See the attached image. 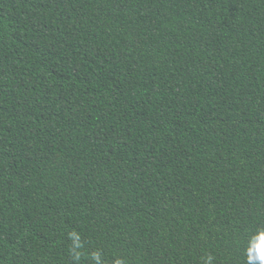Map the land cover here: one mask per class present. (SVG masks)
<instances>
[{
    "label": "trees",
    "instance_id": "1",
    "mask_svg": "<svg viewBox=\"0 0 264 264\" xmlns=\"http://www.w3.org/2000/svg\"><path fill=\"white\" fill-rule=\"evenodd\" d=\"M261 231L264 0H0V264H264Z\"/></svg>",
    "mask_w": 264,
    "mask_h": 264
},
{
    "label": "clouds",
    "instance_id": "2",
    "mask_svg": "<svg viewBox=\"0 0 264 264\" xmlns=\"http://www.w3.org/2000/svg\"><path fill=\"white\" fill-rule=\"evenodd\" d=\"M261 233H264V231H261L260 234ZM70 236H71L73 243L75 245V247L72 249V251L74 253V258L79 260V258L81 256V252L77 251V249H80L83 246L81 243L80 234L76 233V232H72V233H70ZM261 251H264V246H262ZM259 254H260V252H259ZM92 258L96 261V264H102L101 253L99 251L92 253ZM115 264H124V261L117 259L115 261ZM208 264H210V258H209Z\"/></svg>",
    "mask_w": 264,
    "mask_h": 264
}]
</instances>
